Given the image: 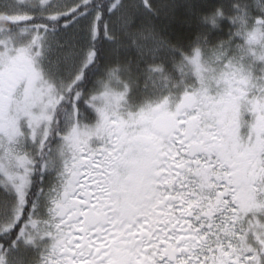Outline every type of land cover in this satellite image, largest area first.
Here are the masks:
<instances>
[{
    "label": "snow or ice",
    "instance_id": "snow-or-ice-1",
    "mask_svg": "<svg viewBox=\"0 0 264 264\" xmlns=\"http://www.w3.org/2000/svg\"><path fill=\"white\" fill-rule=\"evenodd\" d=\"M0 264H264V0H0Z\"/></svg>",
    "mask_w": 264,
    "mask_h": 264
},
{
    "label": "rangeland",
    "instance_id": "rangeland-1",
    "mask_svg": "<svg viewBox=\"0 0 264 264\" xmlns=\"http://www.w3.org/2000/svg\"><path fill=\"white\" fill-rule=\"evenodd\" d=\"M74 2V0H69V3ZM178 2H183V0H178Z\"/></svg>",
    "mask_w": 264,
    "mask_h": 264
}]
</instances>
